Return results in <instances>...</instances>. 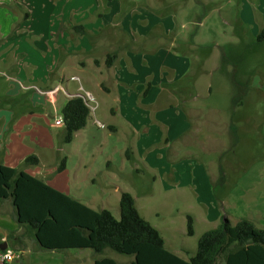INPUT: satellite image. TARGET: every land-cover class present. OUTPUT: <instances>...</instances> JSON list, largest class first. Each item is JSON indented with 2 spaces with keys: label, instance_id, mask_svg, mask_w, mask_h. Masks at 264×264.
<instances>
[{
  "label": "rangeland",
  "instance_id": "374dc122",
  "mask_svg": "<svg viewBox=\"0 0 264 264\" xmlns=\"http://www.w3.org/2000/svg\"><path fill=\"white\" fill-rule=\"evenodd\" d=\"M127 1L131 0H122L121 12L117 15L116 9H106L107 4L104 0H0V6L9 8L5 12L11 14V18L16 20L23 18L30 23L58 19L66 20L70 25L79 20L95 23L100 19H113V26L106 28L104 35L107 34L109 35L107 38L115 40L117 35L129 32L126 30L127 26L116 25L123 17V12L126 14ZM135 1L142 8H148L150 2ZM152 1L166 2L162 14L172 16V21L176 23V28L168 32L165 42L167 46H170L173 38L179 34L188 37L187 39L190 36L192 38V35H199V39L210 42L209 44L201 42L200 46L192 50V43H194L192 46H195L197 42L191 43L188 40L187 49L190 52L194 51L193 54H186L185 49L176 42L174 49L169 48L172 52H163L160 59L147 57L146 59L152 62L153 75L156 73L160 76L166 73L167 81L179 85L189 84L193 78L196 81L204 75H209L204 70L207 59L210 61L209 66L215 70L210 75L212 89L209 97L201 99L198 103V107L211 116L204 132L209 127L212 136L208 137L203 133L201 138L205 140L204 143L198 142L199 138L189 139L188 145H183L186 148L180 153H177L175 148L182 147V142L180 144L173 142L172 149L164 150V153L159 152L162 143L154 145L153 149L157 148L156 153L154 151L149 158L163 154L166 155L164 162L170 164L182 161L190 169L203 166L209 170V173L214 174L216 184L213 186L215 193L211 190L213 196H209L207 189L202 186L200 191L196 192V187L193 185L179 186V182L171 184L164 180V177L162 178L159 171H150L133 157L129 159L126 150L128 142L131 141L129 137L133 136L134 131L131 127H127L128 122L125 119L113 113L112 109L119 108L117 93L114 90L110 93L103 91L97 85L98 78L85 70L78 71L80 68L70 70L65 82L58 84L64 89V92L60 93L62 97L66 95L65 89L70 94L78 92L91 109L90 126L84 132L86 137L77 136L71 144L58 142L56 150L40 153L39 165L31 167L26 166L24 162L20 168L31 175L35 174L33 170L35 168L48 172L53 175L51 181L58 188H66L65 182L71 181V189H66L70 194L81 198V202L92 206L96 211L105 209L111 211L117 220L121 218L122 193L131 194L141 216L161 232L168 241V247L183 259L190 260L197 253L200 238L206 232L219 227L225 218H228L233 226L242 219H247L257 229H264V43L259 46L254 44L256 37L264 28V0H214L209 10L204 8L207 0H194L195 4L199 5V9L194 17L192 15L195 12L189 10L188 16L184 18L180 15L183 10L181 7L190 3V0ZM0 13L3 15V12ZM0 19L2 20L1 16ZM71 26L69 33L74 37L78 36L79 34ZM27 30L29 31L30 27L25 28V31ZM155 30L152 34L165 31L164 28ZM0 34H3L1 27ZM142 41L144 43V39ZM4 42L5 40L0 41V46ZM146 45L147 51L155 48L152 44L146 43ZM10 49L15 53L20 46L16 48L9 46L7 50L1 47L0 58ZM224 49L231 55L234 51L239 52L236 58L239 62L243 58L242 64L240 65L234 58L229 62L223 59ZM14 53L7 59L8 63L5 59L0 61L1 93L10 92L15 86L13 72L6 66L14 60ZM41 55L45 56L42 57L43 63L49 62L51 55L46 49ZM176 55L181 58L186 57L185 59L189 61V68L185 72L187 75L183 77L179 75V72L183 71L176 64ZM89 58L86 56L85 59ZM37 59L38 57L34 60ZM51 59L54 58L51 56ZM83 59L77 58V61ZM160 64L166 65L158 67ZM239 66L242 72L238 71ZM236 71L241 81L248 82V91L235 105L234 98L238 95V91L232 77ZM77 77L81 81L77 80ZM81 86L84 89H81ZM88 91L92 93L93 100L90 99ZM48 106L54 115H62L61 105L54 107L48 104ZM173 113L175 115V112ZM98 121L104 124L105 128H101ZM231 122L236 127L235 133L230 129ZM46 126L49 128L48 124ZM109 126H117L119 130L112 131ZM52 132L62 133L65 137L64 129H52ZM209 143L212 144L210 147H208ZM80 152L84 153L86 166L82 169V174H87L89 171L95 174V181L89 185L75 180L74 177V170L80 162ZM63 158H67L66 161L69 162L72 169L70 173L58 171ZM220 166L223 167L222 177H218ZM155 175L158 176L157 179ZM183 183L187 184L184 180ZM189 215L194 219L193 236L187 234ZM15 219L10 213L0 214V237L9 234L8 249L22 253L21 257L12 264H94L95 259L100 256L92 250L72 249L55 252L41 249L26 229L20 234L17 233L19 227ZM14 237L20 238L22 244H14ZM101 255L118 263L133 259L132 256L122 255L111 249H106ZM218 264L225 262L220 259Z\"/></svg>",
  "mask_w": 264,
  "mask_h": 264
},
{
  "label": "crops",
  "instance_id": "0c3cea01",
  "mask_svg": "<svg viewBox=\"0 0 264 264\" xmlns=\"http://www.w3.org/2000/svg\"><path fill=\"white\" fill-rule=\"evenodd\" d=\"M104 1L107 4L106 9H116V15L121 12L122 0ZM149 1L148 8H142L135 0L127 1L126 14L123 12V17L116 25L127 26L128 29L126 28V30L129 32L124 35H117L115 40L107 38L109 36L107 34L104 35L106 28L113 26V19H100L95 23L88 20H79L77 23H71L70 25L66 20L58 19L30 23L24 21L23 18L20 20L11 18L12 15L5 12L9 8L0 6V11L3 12V15L0 13L2 17L0 27L3 31V34H0V41L5 40L1 44L0 50L1 47L7 50L9 46L15 48L20 46V49L28 48L16 49L17 52L15 53L13 49H10L0 58V61L5 59L8 63L7 59L11 58V54L14 53V60H11L6 66L13 72V84L15 85L10 92L1 93L0 91V164L23 170L20 167L26 158L36 156L40 164L41 152L46 153L47 151L56 150L58 142H64L62 133L52 132V129H64V127L55 125V121L62 115H54L48 104H52L54 107L61 105L63 109L69 98L81 96L78 92L70 94L65 89L66 95L62 97L60 93L64 92V89L58 84L59 82H65L66 75L70 70L80 68L78 69L80 72L85 70L95 75L98 78L97 85L103 91L110 93L114 90L117 93L119 108L112 110L115 115L117 114L125 119L128 122L127 127H131L134 131L133 136L129 137L131 141L128 142L127 148L132 152L134 160L136 159L150 171H159L162 178L164 177L163 179L171 184L179 182V186L193 185L196 187V192L200 191V186H202L207 189L209 196H213L211 190L212 193H215V189H213L214 184H216L215 177L203 166L190 169L182 161L170 164L164 162V160L166 161V155L163 154H158L155 158H149V155L154 151L156 153L157 148L153 149L154 145L162 143L159 152L164 153V150L169 151L172 149L173 142H179V144L182 142V147L177 146L175 148L176 152L180 153L181 150L183 152V149L186 148L183 145H188L189 139L196 140L199 138L198 142L204 143L205 140L201 138L203 133L207 134L208 137L212 136L209 127L204 132L206 125L210 123L211 116L205 114V111L198 107V103L201 99L209 97L212 89L210 75L215 70V68L209 66L210 61L207 59L204 70L209 75H204L196 81L193 78L189 84L182 83L179 85L167 81L166 73L160 76L156 73L153 75L152 62L146 59L147 57L160 59L163 52H172L169 48L176 47V42L180 43V46L185 49L186 54L194 53V51L190 52L187 49L188 40L191 43L192 41L197 42L195 46H192L194 45L192 43V50L200 46L201 42L208 44L210 42L209 40L199 39V35H192V38L190 36L187 39L188 37L185 38L179 34L173 38L172 44L167 46L165 42L169 35L168 32L176 28V23L172 21V16L168 17L162 14L166 2ZM213 1L207 0L205 10L210 9ZM181 9H183L180 12L182 18L188 16L189 10L195 12L192 15L194 17L199 5H196L194 0H190V3L182 6ZM206 17L208 19V14ZM69 26L73 29L75 26H83L88 34L82 36L75 31L79 35L74 37L69 33L71 31ZM28 27H30V30L25 31V28ZM161 28L165 29L164 33L158 34V32H155L157 34H152L153 30L156 31L155 29L160 30ZM142 39H144V43H142ZM146 43L152 44V47L155 48L147 51ZM45 49L54 58L51 59L50 56V60L46 64L43 63L44 58H42L45 56L41 55V52ZM19 50L20 52H18ZM23 52L27 54L24 55ZM86 56L90 58L85 59ZM37 57L38 59L35 61ZM77 58L84 59L77 61ZM185 58L176 55V64L183 71L179 72L182 77L187 75L185 72L189 68V61ZM162 65L165 67L166 64H160L158 67H162ZM76 79L81 81L78 77ZM153 79H156V81ZM27 82L29 84H26ZM57 88H59V91L53 93ZM81 89H84V87L81 86ZM87 93L93 98L90 91ZM173 112H175V115ZM90 120L89 118L84 129L75 134L71 143L75 141L77 136L86 137L84 132L89 128ZM197 122L199 123L195 124ZM98 123L102 126L101 128H105V125L100 121ZM46 124L49 125V128ZM232 125H234L233 122L230 123V129ZM109 128L112 131L119 130L117 126H109ZM232 132L235 133L233 130ZM211 145L209 143L208 147ZM61 150L62 148H60ZM158 157L159 159H157ZM85 167L84 153L80 152V162L74 170V177L75 180L89 185L95 181V174L92 171L82 174V169ZM70 168L69 162H67L65 173H70V170H72ZM33 170L35 174L32 176L45 181L52 188L71 196L79 202L82 201L81 198L73 196L68 192L69 190H66L71 189V181L65 182L66 188H58L51 181L53 175L44 170H38V168ZM77 171L79 172L76 173ZM222 175L223 167L220 166L218 177H222ZM155 178L157 179L158 176L155 175ZM183 180L187 184H184ZM83 204L88 206L85 203ZM88 207L95 210L92 206ZM3 213H10L14 219L15 210L10 201L0 200V214ZM15 222L18 224L16 219ZM18 227L17 233L20 234L24 231V228L19 224ZM8 237L9 234H3L0 237V243L7 242ZM164 240L165 247L176 254L168 247V241L165 238ZM99 255V258H96L95 261L107 258L102 257L101 254ZM133 260L134 257L132 260L119 264H129Z\"/></svg>",
  "mask_w": 264,
  "mask_h": 264
},
{
  "label": "trees",
  "instance_id": "16d2710c",
  "mask_svg": "<svg viewBox=\"0 0 264 264\" xmlns=\"http://www.w3.org/2000/svg\"><path fill=\"white\" fill-rule=\"evenodd\" d=\"M74 30L82 36L88 34L83 26H75ZM262 43L264 28L254 42L255 46ZM238 53L234 51L231 55L225 51L223 59L229 62L234 58L239 62L236 58ZM242 62L243 58L239 64ZM237 69L241 71L240 66ZM238 71L232 77L238 91L235 105L248 91V82L238 78ZM90 115L91 109L82 96L68 99L62 111L65 143H71L75 134L87 126ZM231 129L235 131L236 127L232 125ZM126 156L132 157L130 149ZM38 164L36 156L25 160L26 166ZM66 166V158H63L58 171L64 172ZM0 200L11 202L17 223L32 235L41 249L49 251L76 249L102 254L111 249L134 257L129 264H218L220 259L225 264H264V229H257L247 219L233 226L226 218L219 227L200 238L197 253L190 260H185L165 247L160 231L141 216L134 197L126 192L120 199L121 218L117 220L109 210L96 211L24 170L0 164ZM187 234H195L191 215L187 217ZM14 238V244H22L20 238ZM4 244L9 242L0 243V246ZM95 264L119 263L104 258L97 259Z\"/></svg>",
  "mask_w": 264,
  "mask_h": 264
},
{
  "label": "built area",
  "instance_id": "2783aa9c",
  "mask_svg": "<svg viewBox=\"0 0 264 264\" xmlns=\"http://www.w3.org/2000/svg\"><path fill=\"white\" fill-rule=\"evenodd\" d=\"M59 88H57L54 92H58ZM90 99L93 100V98L90 96ZM55 125L59 127H64V121L63 118L60 117L58 120L55 121ZM22 253H16L13 250L7 249L6 251L1 252L0 255V264H12L16 260H18L21 257Z\"/></svg>",
  "mask_w": 264,
  "mask_h": 264
},
{
  "label": "water",
  "instance_id": "95a60500",
  "mask_svg": "<svg viewBox=\"0 0 264 264\" xmlns=\"http://www.w3.org/2000/svg\"><path fill=\"white\" fill-rule=\"evenodd\" d=\"M224 221H226V218L224 219ZM8 249V244H4L3 246H0V250L3 252V251H6Z\"/></svg>",
  "mask_w": 264,
  "mask_h": 264
}]
</instances>
